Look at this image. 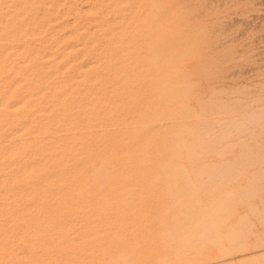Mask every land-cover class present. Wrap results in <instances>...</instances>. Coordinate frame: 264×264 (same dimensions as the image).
<instances>
[{
    "label": "rangeland",
    "instance_id": "374dc122",
    "mask_svg": "<svg viewBox=\"0 0 264 264\" xmlns=\"http://www.w3.org/2000/svg\"><path fill=\"white\" fill-rule=\"evenodd\" d=\"M0 28V264H264V0H4Z\"/></svg>",
    "mask_w": 264,
    "mask_h": 264
},
{
    "label": "bare ground",
    "instance_id": "6f19581e",
    "mask_svg": "<svg viewBox=\"0 0 264 264\" xmlns=\"http://www.w3.org/2000/svg\"><path fill=\"white\" fill-rule=\"evenodd\" d=\"M4 5V0H0V7L1 6H3ZM1 29L2 28H0V32H1ZM160 44V43H159ZM3 102V100H1L0 101V103H2ZM42 102V101H41ZM20 122V121H19ZM5 139V138H4ZM9 141V140H8ZM15 142V141H14ZM154 144V143H153ZM12 147V146H11ZM15 147V146H14ZM15 149V148H14ZM14 152V151H13ZM16 154V153H15ZM20 154V153H19ZM17 155V154H16ZM19 163V162H18ZM21 163V162H20ZM22 164V163H21ZM98 179H99V177H98ZM98 179H96L97 181H98ZM203 214V213H202ZM219 218V217H218ZM146 224V223H145ZM205 224V223H204Z\"/></svg>",
    "mask_w": 264,
    "mask_h": 264
}]
</instances>
